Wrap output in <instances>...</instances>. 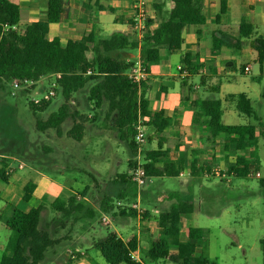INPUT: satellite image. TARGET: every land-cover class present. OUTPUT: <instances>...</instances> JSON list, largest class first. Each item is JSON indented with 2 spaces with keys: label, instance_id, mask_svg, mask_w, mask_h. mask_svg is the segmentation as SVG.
Instances as JSON below:
<instances>
[{
  "label": "trees",
  "instance_id": "16d2710c",
  "mask_svg": "<svg viewBox=\"0 0 264 264\" xmlns=\"http://www.w3.org/2000/svg\"><path fill=\"white\" fill-rule=\"evenodd\" d=\"M169 1L172 8L165 14L162 11L165 0H155L153 4L159 16V23L150 35L141 40L140 58L146 66L160 60L161 48L166 54L175 53L180 49L183 42L182 29L186 25H193L197 35L200 34V28L205 25L206 17L202 11L201 0ZM66 8L67 0H47L45 20L28 23L22 30L17 31L11 27L18 24V0H0V87L3 82L15 79H29L36 83L40 78L59 75L55 78L56 91L59 90L63 103L45 120L36 119L35 127L40 132L53 129L56 135L61 137L63 134L61 125L67 118H71L72 126L65 135L77 142L83 137L85 123L94 121L96 110L106 103L105 119L112 120L113 129L128 151L127 172L119 174L112 182L113 198L128 202L135 199L137 189L128 174L136 164L134 157L137 145L133 140L134 127L139 120H143V126L148 125L144 123V119L153 115L145 96L147 85L144 82L131 83L126 76V72L133 64V60L126 54L137 49V42L121 33L100 39L92 47L88 45L93 42L91 36L85 41L67 40L64 44L58 39L49 40L47 38L49 24L60 22ZM225 12V4L221 2L215 17L216 24H220L219 21ZM251 33L252 25L241 21L238 26V39L232 46L238 50L241 44L239 38H248ZM224 37L225 35L218 29L212 32V50L219 51L227 45ZM249 46L256 53L260 76L264 77V37L253 38ZM89 52L90 59L87 58ZM182 60L183 62L189 60L184 65L189 74L200 68L194 63L196 58L185 55ZM89 82H93L87 95V101L94 112L91 117L81 113L70 103L73 95ZM180 86H185V79H180ZM214 91H217L216 87ZM184 96L188 107L193 110L192 124L199 128L205 127L212 137H222L224 139L222 151L249 150L252 156L251 148L256 147L259 137L263 138L264 144V124L256 116L246 94H228L225 100L233 105L237 114L252 117L257 124H224L220 99L190 100ZM262 96L264 97V90ZM51 99H41L38 103L29 101L28 107L36 115L37 112H43L49 107ZM195 109L198 111H194ZM162 130L163 127H157L158 134ZM163 144L164 140L159 139L155 149L141 150L142 166L149 177H176L183 170L182 160H168V151L163 149ZM5 166L6 163L0 166L2 184H7L10 179V175L5 173ZM252 166L257 172V161L255 163L237 157L233 164L228 165L226 174L249 177ZM192 170L196 173L197 168L193 166ZM200 170L202 174L211 173V169L206 167ZM258 183L264 189V178L258 179ZM127 186L130 189L133 186L129 195ZM86 188L83 189L84 192L78 194L84 196ZM33 189V184L27 183L23 188L22 199L27 200ZM105 197L100 207L104 212H111L113 198ZM43 206L39 205L27 212L12 208L10 215L4 220V226L13 231L15 236L10 243L9 254L0 258V264H41L45 260L46 251L59 243L60 239L52 236L48 226L42 227L40 224ZM50 206L61 213L63 218H68L78 214L83 204L76 200V195H73L68 198L57 197ZM116 208L118 209L116 214L121 216L131 218L148 216L146 211L138 213L132 208L120 205H116ZM192 212L193 203L189 201H177L160 212L157 218L159 237L150 244L145 256L139 260L131 257L138 248L136 237L123 241L115 232H107L103 238L93 241L92 248L99 252L107 264H155L162 259L174 264H210L206 254L208 229L188 225L184 240L180 238L182 217ZM261 245L264 252V240H261ZM76 256L79 257V253ZM66 264H72V261L68 260Z\"/></svg>",
  "mask_w": 264,
  "mask_h": 264
},
{
  "label": "rangeland",
  "instance_id": "374dc122",
  "mask_svg": "<svg viewBox=\"0 0 264 264\" xmlns=\"http://www.w3.org/2000/svg\"><path fill=\"white\" fill-rule=\"evenodd\" d=\"M39 20L43 21L44 19ZM256 26H258L257 33H252L253 36L264 34V27L258 23ZM245 46V52H248L249 47L247 44ZM234 52V54L238 53ZM126 55L133 61L136 59L135 51H129ZM163 57H167L168 60H165V63L174 70L177 56L175 54H164L161 58ZM255 57L256 55L253 53L250 58H239V69L237 71L236 67L232 69L236 71L234 73L236 81L223 83L225 87L222 92L246 93L250 98L256 116L264 124V97L262 96L264 77L258 81L252 80V78L259 75V67ZM90 58L91 54L89 55ZM247 62L250 65V72L244 74V66L248 64ZM53 80V76H46L27 88L19 89H14L11 81L3 82L0 87V154L16 158L24 163L35 164L47 176L66 187L77 190V193L87 186L84 195L89 199L93 206L92 209L97 208L98 210L96 214L95 212L92 214L94 215L92 219L88 217L91 219L89 221V234H85L79 242L65 241L54 248H49L45 254L46 258L41 264L65 263V261H62L63 259L66 260L65 257L54 259L53 256L55 255L51 253L56 249H59L58 252L62 249L70 252L72 251L71 248L77 251L89 250L95 256L98 251L91 250L93 239L103 238L107 232H116L115 220L119 225L124 221L126 227H130L127 233L135 232L141 222L156 233L158 214L167 208L165 202L163 205L158 204L160 201H168V204H171L175 200L193 203V212L184 215L180 222L181 240L185 238L188 225L208 229L206 254L210 264L264 263V252L261 245V240H264V189L258 183V179L264 178L263 138L259 137L256 147L251 148L252 159H256L258 167L257 172H255L252 166L249 177L223 176L228 164L227 159L222 155V143L219 139V146L216 145L217 149L212 161L208 160L214 165L211 173L202 174V178H197L196 180H199V182L194 184L193 189H190L187 195L182 194L184 189L180 190L178 181L172 177L151 178L147 184L139 189L140 198L142 199L140 204L137 201L134 202L138 203L140 209L142 206L147 207L148 216L146 218L138 216L137 219L131 217L121 218L119 216L114 220L112 212H104L100 207V203L106 195H112L114 190L112 189V182L114 179L119 174L127 172L128 151L126 145L119 140L116 130L112 128V120L105 119L106 103L96 110L94 121L85 123L83 137L78 142L65 135L66 131L72 126L73 120L71 118H67L61 125L63 133L61 137H58L53 129L44 132L36 130V119L45 120L51 112L56 111L63 103V98L57 90L55 96L51 99V104L45 111L37 112L34 115L28 107L29 101L43 98ZM92 83H87L83 89L73 95L76 98L73 97L70 100L71 105L87 116L94 114L87 101L88 89ZM164 83L170 88L171 84L169 82L164 81ZM174 86V89L170 88L169 90H177L179 84ZM151 88L153 91V85ZM200 93L203 95L208 94L205 91H200ZM203 98L222 99L219 94H212ZM222 122L227 125L257 124L252 117L237 114L232 109L225 110ZM149 146L144 131L141 150H152ZM241 153L239 155L246 159L249 158L247 151ZM142 157L141 161L143 160ZM199 157L202 158L203 154L200 153ZM230 159H235V156H231ZM257 173L259 177H256ZM128 174L130 176V171ZM220 178H225V180L220 182ZM127 188L130 189L129 186ZM65 196H67V192L64 191L59 197L65 198ZM114 211H116V206ZM141 212H144V210L141 209L138 213ZM54 213L58 218H67H63L61 213L52 210L45 212L43 218H41L40 224L42 227L45 226L46 222L50 223L48 221L50 218H55ZM103 218L106 220V224L102 221ZM66 221L68 224L69 220ZM57 229V234L51 233L52 236L61 237L66 230L65 228ZM48 230L51 232V229ZM6 233L9 236L12 235L13 238L15 236L11 230L7 229ZM143 236H146L144 231L141 237ZM4 240L5 238L2 236V242ZM143 243L142 240L141 244ZM171 250L173 251L174 248L172 247ZM95 259L96 264H107L99 252ZM73 264H76V262L74 261ZM157 264L174 263L162 259L157 261Z\"/></svg>",
  "mask_w": 264,
  "mask_h": 264
},
{
  "label": "crops",
  "instance_id": "0c3cea01",
  "mask_svg": "<svg viewBox=\"0 0 264 264\" xmlns=\"http://www.w3.org/2000/svg\"><path fill=\"white\" fill-rule=\"evenodd\" d=\"M136 1H142L145 3L150 23L157 27L159 16L153 6L155 0H67V8L62 20L58 23L49 24L47 38L49 40L58 39L64 44L67 40L85 41L88 36H91L93 42L88 44L89 47L95 45L98 40L108 38L114 33H121L124 36L135 40V35L130 25V19L132 5ZM201 1L202 11L206 17V22L205 25L200 28V34L197 35L196 28L193 25H186L182 29L181 35L183 42L181 47L178 51L172 53L177 56L174 70L171 69L170 65L165 63V60H168L166 59L167 57H163L164 59L161 58L166 54L165 50L161 48L160 60L157 63L147 65L149 79L145 82L147 85L145 96L149 102V109L153 113L152 116L144 119V123L148 124L146 127L143 126L147 145L149 144V148L155 149L158 140L162 139L164 140L163 149L168 151V160L179 159L183 161V170L178 176L172 178L178 181L180 190L184 189V192L182 193L184 195H187V192L190 189H193L194 184L199 182V180H196L197 178H202V173L200 172L201 168L206 167L211 170L213 169L212 167L214 165L211 161L217 149L216 145L219 146V139L221 140V143L224 142L222 137H212L205 127L199 128L192 124L193 110L188 107L186 100L183 99V97H185L184 95L192 100L196 98L203 99V97H209L212 94H219L222 98L220 100L222 101L223 114L225 110H234L233 105L225 100V97L228 94L244 92L223 93L222 90L225 87L223 83L236 81L234 73L240 67L239 58H250L252 54L255 53L249 46L250 41L257 36L264 37V34H256V36H253L252 34L254 32L257 33V23L264 27V0ZM157 2L160 3V1ZM221 2L225 4L226 12L220 19V24H216L215 17L219 11ZM18 6L19 20L17 27L19 29H23L28 23L41 21L39 19L43 18L45 20L47 0H18ZM171 8L172 3L169 0H165V5L162 9L163 13L168 12ZM241 21L252 25V33L248 38H239L241 42L240 48L236 50L232 45H234L235 40L238 39V26ZM216 29L225 35L224 41L227 44L219 51L212 50V32ZM245 44L249 47L248 52H245ZM234 51L238 53L234 54ZM135 52L136 58L138 52L137 50H135ZM90 54L91 52L87 54L88 59ZM185 55L196 58L194 63L200 68L198 71L191 74L187 73L186 76L182 77L177 70V67L181 66L185 69L184 65L189 62V60L183 62L182 59ZM233 67H236V71L232 70ZM244 67L248 68V71H245L244 74H248L250 72L249 63ZM260 75L259 69V75L252 78V80L258 81L262 79L263 77ZM180 79H185L184 87L180 86ZM164 81L171 84V89H174L175 84H179V87L177 90L170 91V88L167 87ZM152 85L153 91L151 88ZM215 87L217 88V91H214ZM200 91L208 92V94L203 95ZM194 111L197 112L198 110L195 109ZM91 116L92 115L88 117ZM157 127H163L162 132L159 134L157 133ZM245 151H247L249 157L245 159L256 163V159L253 160L251 158L252 156L250 155L249 150H237L235 152L222 151V155L227 159V164L230 165L235 162L237 157H243L239 155V153ZM200 153L203 154L202 158L199 157ZM231 156H235V159L231 160ZM23 164L24 167L22 169L15 168L10 174V179L7 184L0 183V258L10 252V243L13 240V236H9V234L6 233L7 228L4 226V220L10 215L13 207L23 212H27L31 208L44 205L41 213V218H43L45 212H50L51 210L55 211L50 206V203L55 198L59 197L62 192H67L65 198L76 195V200L83 204L78 214L72 215L66 219H61V217L58 218L54 213L55 218H50L48 220L50 223H45V226L47 225L48 229H51L50 233L57 234V228L66 229L61 237H54L61 239L57 245L63 244L65 241H81L85 234L90 233L89 221L94 217L92 214H94V212L96 214V211L98 210L97 208H95V210L92 209L93 206L85 195L80 196V194L76 192L77 190H73L70 187H66L56 182L44 172L40 171L35 164H28L26 162H23ZM193 166L197 168L196 173L192 170ZM226 175V172H224L223 176ZM223 180H225V178H220L219 181L222 182ZM27 183L33 184L34 189L31 196L27 200H23V188ZM80 191L84 192L83 190ZM127 193L128 195L132 193V188H127ZM113 195L114 193L106 196L113 198ZM136 201L139 204L142 201L139 190L137 189L135 199L129 200L128 202L119 201L117 199L115 200L113 198V202L111 203L113 208L111 209V212L114 216V220L119 216L121 218H129L116 214L118 210L116 208V211H114L116 205L129 207L130 204H134ZM177 201L175 200V202ZM164 202L167 203L166 209L175 203L168 204V201H160L158 205H163ZM141 209L148 213L147 207L142 206ZM137 218L138 216L136 219ZM67 219L69 220L68 224L66 223ZM114 225L116 227L115 233L121 237L123 241H127L131 237H136L138 248L136 252L131 254V257L135 260L143 258L150 244L159 237L158 227L156 233H154V231L149 229L147 225H144L143 222H141V225H138V228L135 232L133 231V233H127L130 230V227H126L124 221L119 225L115 220ZM143 231L146 233L145 237H141ZM2 236L5 238L3 242ZM62 240L64 241L61 242ZM142 240L144 241L143 244H141ZM71 249L72 251L70 252L69 250L65 251L63 249L58 252L59 249H56V251L53 250L51 254L55 255L53 256L54 259L65 257L66 260H62L65 261V263L62 262L61 264H66L68 260L72 261V264L74 261L76 264H96L95 258H97L98 252L94 256L89 250L77 251L73 250V248ZM91 250H93L92 246ZM77 253H79V257L76 256ZM155 264H157V262Z\"/></svg>",
  "mask_w": 264,
  "mask_h": 264
},
{
  "label": "built area",
  "instance_id": "2783aa9c",
  "mask_svg": "<svg viewBox=\"0 0 264 264\" xmlns=\"http://www.w3.org/2000/svg\"><path fill=\"white\" fill-rule=\"evenodd\" d=\"M130 25L131 29L135 35V41L137 42V52L138 56L133 61V64L130 66L128 71L126 72V76L129 79L131 83L134 84H141L145 83L149 79V73L147 66L141 61L140 58V51H141V40L143 37L150 35L156 26H154L152 23H150L149 16L147 13L146 5L142 1H136L132 5V14L130 19ZM13 30H22L19 29L16 26L11 27ZM177 70L180 72V75L182 77L187 75V71L183 69L181 66L177 67ZM245 71H248L247 67H244ZM87 73H90V70L87 71ZM54 80L52 83H50V86L48 90L45 92L43 96V100H48L55 96L57 84L55 82V78L59 77V75L53 76ZM12 87L14 89L19 88H27L30 85L33 84V81L29 79H22V80H12L11 81ZM41 100V99H40ZM40 100H34V103H38ZM143 120H139L137 124L135 125V135H134V142L137 145L136 149V155L134 157V160L136 161L135 167L130 171V180L134 184V186L137 188V190L141 189L147 182L151 180V177L147 176L144 169H143V162L141 161V142L144 140V129H143ZM143 159V157H142ZM2 163H6L5 166V173L7 175H10L15 168L16 169H22L24 167V164L22 161L0 154V166ZM259 177V174H256V177ZM129 208H132L136 210L137 212L141 211L139 208L138 203H134L132 205H129ZM102 221L106 224V220L103 218Z\"/></svg>",
  "mask_w": 264,
  "mask_h": 264
}]
</instances>
